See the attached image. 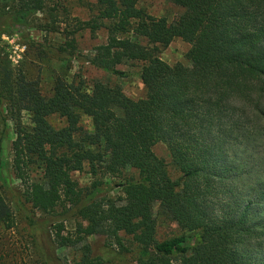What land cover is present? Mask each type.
<instances>
[{"label": "trees", "instance_id": "16d2710c", "mask_svg": "<svg viewBox=\"0 0 264 264\" xmlns=\"http://www.w3.org/2000/svg\"><path fill=\"white\" fill-rule=\"evenodd\" d=\"M48 1L0 0V36L27 24ZM171 1L183 9L171 21L139 0H97L96 18L84 22L95 30L110 20L106 42L88 61L113 74H122L119 64L140 62V99L118 84L98 80L87 92L61 78L43 95L36 81L14 74L0 49L3 121H13L11 165L24 201L41 213L60 205L57 216L77 217L78 240L105 238L97 251L83 245L74 264H264V0ZM177 37L189 44L190 65L160 56ZM32 46L67 56L74 39ZM23 110L32 124L22 123ZM82 114L93 131L81 124ZM51 115L64 125L53 126ZM158 142L167 145L177 177L155 154ZM37 165L40 181L31 173ZM85 165L93 176H118L127 167L138 175L121 183L117 203L98 179L78 186L71 172ZM155 206L184 231L158 238ZM65 218L53 223L57 236ZM12 221L0 190V226ZM50 222L39 227L44 235Z\"/></svg>", "mask_w": 264, "mask_h": 264}, {"label": "rangeland", "instance_id": "374dc122", "mask_svg": "<svg viewBox=\"0 0 264 264\" xmlns=\"http://www.w3.org/2000/svg\"><path fill=\"white\" fill-rule=\"evenodd\" d=\"M139 5L148 13L164 16L168 21L173 20L183 11L171 0H139ZM97 13V0H49L45 9L34 14L27 24L15 23L10 33H3L0 36L2 55L14 74L23 73L27 79L36 81L43 95H50L53 92L55 80L61 78L67 83L81 84L87 92L91 91L93 83L98 80L110 85L118 84L127 96L133 99L143 98L146 90L140 79V62L117 65L116 68L122 71V74L109 73L89 63L88 59L95 53V47L105 43L108 35L107 25L110 20H101V26L95 30H91L87 24H84L85 21L96 18ZM24 35H27V39ZM132 37L140 43L146 42L145 39L133 34ZM70 39H74V49H71L72 54L67 56L52 50H47L45 53L39 50L38 46H32L35 43L57 47L65 45ZM188 49L189 44L177 37L160 50V56L169 64L180 62L190 65L186 58ZM5 115H8L6 105L0 100V139H2L0 190L13 215L10 227L0 226V264H74L80 259L83 245H90L93 251L99 250L105 243V238L92 234L78 240L81 237L77 230L78 218L57 216L61 212L60 205L54 212L41 213L24 201L21 195L23 185L14 175L11 165V142L15 136L13 121L7 119L4 124ZM21 118L22 123L32 124L27 110L21 112ZM48 119L55 127L64 125L63 118L58 115H51ZM81 124L88 131H93L90 116L82 114ZM153 150L157 156L165 160L172 176L177 177L178 172L171 165L167 145L158 142ZM88 169L89 167L85 165L81 171L71 172L78 186L88 189L93 180L98 179L103 183L102 193L106 192V197L116 199L117 203L122 202L119 201V196L123 195L121 183L138 175L137 170L131 167L125 168L118 176H110L102 171L93 176ZM31 173L35 180H41L40 165L34 166ZM155 212L158 238H168L184 231L174 221L158 214L157 206H155ZM61 218H65L64 228L60 231V236H57L55 228L52 227L54 221ZM44 219L51 221L48 232H44L46 235L39 228L43 226ZM72 241L76 242L72 244ZM127 264L135 263L129 258ZM173 264L178 262L173 261Z\"/></svg>", "mask_w": 264, "mask_h": 264}, {"label": "built area", "instance_id": "2783aa9c", "mask_svg": "<svg viewBox=\"0 0 264 264\" xmlns=\"http://www.w3.org/2000/svg\"><path fill=\"white\" fill-rule=\"evenodd\" d=\"M16 47H17V46H16ZM16 47H15V48H16Z\"/></svg>", "mask_w": 264, "mask_h": 264}]
</instances>
